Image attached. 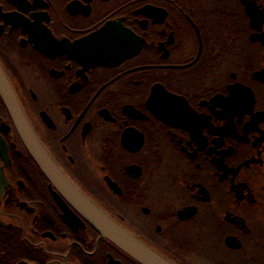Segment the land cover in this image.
<instances>
[{
	"label": "flooded vegetation",
	"instance_id": "af4514ba",
	"mask_svg": "<svg viewBox=\"0 0 264 264\" xmlns=\"http://www.w3.org/2000/svg\"><path fill=\"white\" fill-rule=\"evenodd\" d=\"M0 67L64 177L173 264H264V0H0ZM0 264H140L30 154L0 91Z\"/></svg>",
	"mask_w": 264,
	"mask_h": 264
},
{
	"label": "water",
	"instance_id": "95a60500",
	"mask_svg": "<svg viewBox=\"0 0 264 264\" xmlns=\"http://www.w3.org/2000/svg\"><path fill=\"white\" fill-rule=\"evenodd\" d=\"M0 91L6 107L12 116L30 154L44 173L59 182L64 194L96 229L101 237L108 239L140 264H173L160 253L142 242L125 227L101 210L93 201L74 187L55 166L50 156L32 132L16 99L12 88L0 67ZM7 182L0 169V195Z\"/></svg>",
	"mask_w": 264,
	"mask_h": 264
}]
</instances>
